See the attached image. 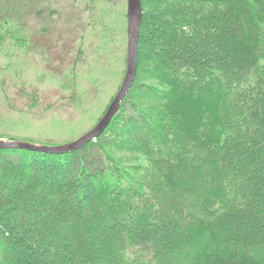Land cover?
Returning a JSON list of instances; mask_svg holds the SVG:
<instances>
[{"label": "trees", "instance_id": "trees-1", "mask_svg": "<svg viewBox=\"0 0 264 264\" xmlns=\"http://www.w3.org/2000/svg\"><path fill=\"white\" fill-rule=\"evenodd\" d=\"M141 8L105 131L0 149V264H264V0Z\"/></svg>", "mask_w": 264, "mask_h": 264}, {"label": "rangeland", "instance_id": "rangeland-1", "mask_svg": "<svg viewBox=\"0 0 264 264\" xmlns=\"http://www.w3.org/2000/svg\"><path fill=\"white\" fill-rule=\"evenodd\" d=\"M25 3L21 15L0 6V140L65 144L97 124L122 84L127 0Z\"/></svg>", "mask_w": 264, "mask_h": 264}, {"label": "water", "instance_id": "water-1", "mask_svg": "<svg viewBox=\"0 0 264 264\" xmlns=\"http://www.w3.org/2000/svg\"><path fill=\"white\" fill-rule=\"evenodd\" d=\"M142 8L141 0H127V66L126 73L122 84L109 103L104 115L100 118L97 124L82 134L77 139L67 142L65 144L57 146L49 145H36L28 142L21 141H4L0 140V149H26L31 151H38L44 153H68L74 150H77L87 144L94 138L100 136L105 129L108 127L113 117L119 111L123 99L127 95L128 91L131 88V85L134 81L137 72V43H138V34L139 27L141 23Z\"/></svg>", "mask_w": 264, "mask_h": 264}]
</instances>
